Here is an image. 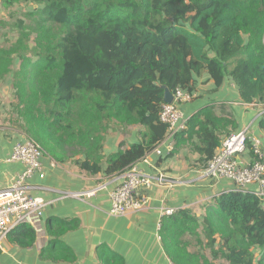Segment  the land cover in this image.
<instances>
[{
	"label": "trees",
	"instance_id": "16d2710c",
	"mask_svg": "<svg viewBox=\"0 0 264 264\" xmlns=\"http://www.w3.org/2000/svg\"><path fill=\"white\" fill-rule=\"evenodd\" d=\"M20 3L36 7L26 15L30 23H13L14 42L0 46V82L11 76L25 134L57 162L83 155L75 160L80 169L100 173L108 129L141 125L138 144L106 158L105 173L121 174L164 138L163 86L192 95L193 77L204 71L215 86L230 77L243 103L264 105V0H3L6 8ZM227 127L235 128L234 121L208 106L180 134L199 136L206 164ZM198 224L189 210L162 217L159 237L173 264H199L200 258L206 264L183 241L197 236ZM202 225L214 258L253 264L251 249L259 247L258 264H264V206L254 194L234 189L221 195L206 208ZM13 236L22 247L35 240L28 224L18 225ZM56 245L50 241L43 252L56 254ZM97 259L123 264L106 248Z\"/></svg>",
	"mask_w": 264,
	"mask_h": 264
},
{
	"label": "crops",
	"instance_id": "0c3cea01",
	"mask_svg": "<svg viewBox=\"0 0 264 264\" xmlns=\"http://www.w3.org/2000/svg\"><path fill=\"white\" fill-rule=\"evenodd\" d=\"M4 9L3 0H0V10ZM192 89L193 97L189 102L176 104L185 124L199 110L212 106L217 117L235 123V128L227 127L225 133L218 135L219 146L230 134L246 131L248 136L260 140L264 153V128L260 127L264 105L243 103L238 87L230 77H225L221 85L215 86L207 71L193 77ZM0 101V110L7 111L11 116L4 117L8 121L0 125V190H3L24 169L21 162L9 161L14 145L26 142L30 137L14 126L23 123L14 110L16 100L10 75L0 82ZM144 132L145 128L141 125L109 128L102 142V170L94 175L76 164L75 160H84L83 155L61 163L43 150L40 170L26 180L28 195L40 197L46 202L37 215V221L29 225L34 230L35 240L28 247L18 245L13 236L16 227L7 235L0 236V264H98L100 248L116 253L123 264H168L170 260L159 237L160 222L166 210H173L174 213L189 210L198 219L196 237L202 245H198L196 237L187 234L183 241L190 243L188 252L203 255L206 264H227L220 255L214 258L206 247L202 220L206 208L221 195L234 191L235 183L204 175L207 155L198 150H203L204 144L195 133L188 139L187 133L180 132L174 138L172 152L162 145L160 155L150 151L146 154V162L140 160L136 163L137 169L144 174L153 177L163 174L165 177L163 184L153 182L149 188L138 190V196L144 200L141 209L123 217L109 213L110 192L121 182L122 173L106 174V158L138 144ZM238 161L248 165L251 162L250 150L240 155ZM258 189L256 184H250L243 190L254 194ZM91 190L95 193L83 200L62 196L64 192ZM50 223L53 225L51 230ZM60 223L62 226L69 225L56 230ZM214 238L217 251L220 239L218 236ZM50 241H57L54 248L58 249L56 254L43 252ZM251 251L253 264H258L262 250L253 247ZM199 264H203L201 258Z\"/></svg>",
	"mask_w": 264,
	"mask_h": 264
},
{
	"label": "built area",
	"instance_id": "2783aa9c",
	"mask_svg": "<svg viewBox=\"0 0 264 264\" xmlns=\"http://www.w3.org/2000/svg\"><path fill=\"white\" fill-rule=\"evenodd\" d=\"M264 41V40H263ZM171 104L163 103L159 112V120L166 127L164 138L156 144L152 150L161 154V146L164 145L168 152L174 150V138L186 128L182 120L181 112L176 104L189 102L193 95L176 89L173 93ZM250 147L251 162L248 165L241 164L238 157ZM44 153L38 143L28 139L23 143H16L13 147L9 161L21 162L24 169L15 175L10 184L0 190V236L7 235L20 224L33 225L37 221V215L46 205L40 197L28 195L26 180L36 171L40 170V158ZM146 162V155L141 158ZM139 160V161H140ZM137 163V162H136ZM136 163L128 167L121 174L122 180L110 192V210L112 216L123 217L128 213L138 211L144 204V200L138 196L140 188H149L153 182L163 184V174L153 177L138 170ZM204 175L212 179L225 178L235 183V189L244 191V187L256 184L259 189L254 193L262 202L264 201V153L259 139L248 136L246 131H240L227 136L220 144L217 152L207 161ZM95 192L79 191L64 192L65 198L83 200ZM39 213V214H38ZM173 210H166L163 216L172 215ZM168 264H173L171 261Z\"/></svg>",
	"mask_w": 264,
	"mask_h": 264
},
{
	"label": "rangeland",
	"instance_id": "374dc122",
	"mask_svg": "<svg viewBox=\"0 0 264 264\" xmlns=\"http://www.w3.org/2000/svg\"><path fill=\"white\" fill-rule=\"evenodd\" d=\"M32 7L35 8L36 6L30 3H20L19 5H14L12 7H4V11L0 10V23H2L0 26V46L5 45L7 42H14L17 36V32L12 28L15 20H23L27 23H30L31 17L28 18L26 15L29 10L32 9ZM31 45H33V43H31ZM8 116L11 118L7 111L2 112L0 110V123L2 122V124H0L1 126H3L4 123L8 121V119H4V117ZM2 118L4 119L3 121ZM20 121L21 123H24L22 118H20ZM14 126H17L18 130H20L22 133H25V127L23 128V125L14 124Z\"/></svg>",
	"mask_w": 264,
	"mask_h": 264
},
{
	"label": "water",
	"instance_id": "95a60500",
	"mask_svg": "<svg viewBox=\"0 0 264 264\" xmlns=\"http://www.w3.org/2000/svg\"><path fill=\"white\" fill-rule=\"evenodd\" d=\"M164 95H163V103L171 104L173 102V94L163 86Z\"/></svg>",
	"mask_w": 264,
	"mask_h": 264
}]
</instances>
